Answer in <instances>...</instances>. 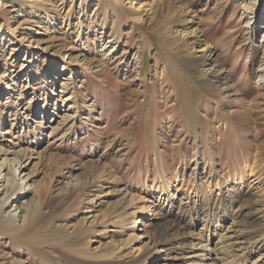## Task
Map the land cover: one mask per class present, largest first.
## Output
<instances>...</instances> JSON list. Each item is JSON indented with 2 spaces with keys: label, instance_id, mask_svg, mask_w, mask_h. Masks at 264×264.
Listing matches in <instances>:
<instances>
[{
  "label": "rangeland",
  "instance_id": "374dc122",
  "mask_svg": "<svg viewBox=\"0 0 264 264\" xmlns=\"http://www.w3.org/2000/svg\"><path fill=\"white\" fill-rule=\"evenodd\" d=\"M0 1L9 11H0V142L35 149L21 175L40 196L33 222L45 219L42 249L52 262L73 249L131 264L148 246L159 254L147 264H165L166 254L187 259L197 248H179L186 237L158 250L152 224L160 216L151 210L147 226L138 223L142 235L125 243L134 202L122 192L148 198L151 189L160 201L155 189L175 176L173 201L153 205L161 215L171 207L170 220L205 232L200 217L213 218L211 207L242 188L222 231L240 245L264 236V0H45L61 10L54 29L39 35L28 27L38 28L32 23L44 22L42 13L29 5L15 13L16 0ZM26 32L29 40L19 42ZM99 41L112 51L102 53ZM213 250L214 260L223 256ZM52 262L0 239V264Z\"/></svg>",
  "mask_w": 264,
  "mask_h": 264
},
{
  "label": "bare ground",
  "instance_id": "6f19581e",
  "mask_svg": "<svg viewBox=\"0 0 264 264\" xmlns=\"http://www.w3.org/2000/svg\"><path fill=\"white\" fill-rule=\"evenodd\" d=\"M126 3H130V0H128ZM16 4L18 5V9L14 10L15 13L21 14L24 11L25 6L27 5H29L32 9H36L40 13H42L44 22L32 23L33 25L38 26V28L33 29L32 26L28 27V31L34 30L35 35L44 34L45 32H48L49 29H54L55 25L57 24L56 19L57 16H59V12L61 9L57 8L58 6L56 5V1H54V3L50 4L49 6H47L48 3H46L45 0H16ZM4 6H9V4H6ZM122 6L124 7L125 5L123 4ZM244 8L246 9L248 7ZM0 11H2L5 16L9 14L8 10L2 9ZM143 11L145 10H142V13L140 12L141 15L143 14ZM141 15L136 16L132 12L131 14H129V18L131 17L135 22H137L138 20H140ZM20 25V23L15 25L14 30H18ZM10 27H13L11 23H9L8 29H10ZM28 34L29 33L26 32L23 33V36L17 37L20 39L19 42H25L26 40H29L26 39ZM143 39V46L151 45L147 37H143ZM78 40H81L79 34ZM99 42H101L100 49L102 53H105L104 51L106 50H108L109 52V49L110 51H112V45H109V41ZM58 54L59 57L61 53L59 52ZM141 57L142 56L139 52L136 55L135 59H141ZM63 58L65 59V55L63 56ZM259 67L260 72L258 74V82L259 84H264V63H261ZM44 106H47V101H45ZM62 118L69 119L70 115L64 114ZM28 144L26 146L15 145L16 147L10 149L7 147L5 148L3 146V143L0 142V239H8L10 242H13L14 240L18 243H21V245L34 256H37L43 260H47V262H52V259L48 257V253H46V251L42 249L47 235V233L42 231V227L44 226V222L42 219L44 218H38L35 220V222H33L34 218L37 215V212H39L41 204V201L39 200L40 196L35 190L27 185L28 176L21 175V172L24 170L26 165H28L31 158V145L29 146ZM31 151H35V149L33 148ZM18 171L19 174L16 175ZM251 173L250 175H252ZM253 173L255 174V171ZM182 180L183 178L180 179V183L182 182ZM177 181H179V179L176 176L174 179H161V182L155 189H159V193H161L162 195V199L160 201L155 195L151 194V189L147 191L148 198H146L145 196H141L139 198L131 192H126V189L122 192V200H126V202L130 204L134 202L132 204L133 208H128V210L126 211L127 217L132 219L133 222L132 227H130L131 232L128 234L127 240H125L126 244L127 241L129 243H132L142 235V228L147 226L145 216H147V213L151 210V216H160L159 221H152L153 233H155L156 235L155 240L158 241V250H161L162 252L165 250H169V247H171L174 242L180 237H186L189 240L180 243L179 248H186L190 245L192 247L186 249L193 250V247L197 248V251H194L187 255V259H185L186 255H183V253H181L179 256L177 254L167 256L166 254L164 260L167 261L165 262V264H219V260H223L224 264H264V252H258V258L255 259L258 262L249 258L257 248L261 247L260 243L264 241L263 235V237L258 238L252 235L246 243H242L240 245V243L237 242L236 239L233 240L231 235L229 236L228 233L222 231V227H224L222 226L224 216L228 213L231 214V212L237 210L239 196V200H241L245 194L244 192L242 195H240V191H242V188L238 189L239 191L236 195L228 198L225 204L220 202V204L217 203L218 206L211 207L209 211L210 214H213L214 220L211 217H200L199 214L194 210L195 208H197L198 203L195 202V198L193 196L188 197L189 202H191V207L194 208L192 210V214L194 215V217L202 218V221L207 224V230L205 232H202L204 230V226H201L199 231L194 232L186 230L181 224H179L177 221H174L173 218L172 220L169 219L171 217L170 214L172 213L171 207L166 208V211L163 213V215H161L156 209H153L156 204H167L168 202L173 201L174 192H176L177 189L175 187V183H177ZM231 192L232 189H228V191L225 190L224 192H222V197L231 195ZM146 202H149V204L152 205V208L151 206H148V209H146ZM213 203L215 204L216 201H214ZM130 204L128 205V207L131 206ZM6 206L8 207V209H5ZM215 212H218L219 214H215ZM122 217L123 216H120V219ZM138 223H140V226L143 227L138 229ZM137 230H139L140 234L135 233ZM207 234L212 235V239H206L205 236ZM60 245L62 247H66V243H61ZM262 246H264V243ZM214 247L220 249V252L222 251V257H215V260L218 261H215L213 257L214 255H217L213 250ZM133 251H137V249L133 247ZM137 252L138 253L131 260V264H147L148 261L154 260V254L158 253L154 251L152 252L150 246H148L145 251L138 250ZM207 252L212 253L208 254ZM242 255H247V259H245ZM99 262H105L104 264H109L110 261L109 259L100 261L92 260L87 258L86 254H84L83 252H77L71 249L68 253H63L60 262L53 261L52 263L101 264Z\"/></svg>",
  "mask_w": 264,
  "mask_h": 264
}]
</instances>
